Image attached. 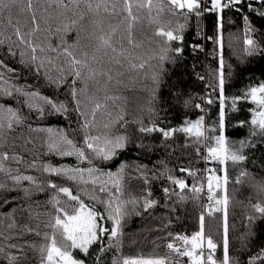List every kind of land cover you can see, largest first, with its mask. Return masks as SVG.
Segmentation results:
<instances>
[{"label": "snow or ice", "instance_id": "obj_1", "mask_svg": "<svg viewBox=\"0 0 264 264\" xmlns=\"http://www.w3.org/2000/svg\"><path fill=\"white\" fill-rule=\"evenodd\" d=\"M226 9L242 13L243 55L237 56L238 62H248L245 57H264V28L257 29L252 23L253 15L264 22V0H247L246 4L245 0H0V97L17 105L0 103V208L8 206L0 214V264H24L29 251L38 256V264H88L86 258H92V264H182L178 258L183 257L187 258L186 264H242L241 255H247L246 264H264V241L256 245L260 239L256 224L264 221V160L259 161L260 173L251 172L247 151L258 143L264 144V81L250 84L240 95H227L237 69L225 62L223 52ZM208 15L214 16L213 35L201 28V20ZM145 16L155 26L157 45L147 59L132 53V49L141 48L134 41V28ZM191 19L196 21V37L211 40L214 45L213 62L202 65L203 74L195 71V65L193 72L204 86V104L213 105L218 100L219 110L215 122L207 127L204 115L195 120L186 118L178 127H170L165 125V105L171 107V100L179 102L182 90L169 85L168 96L163 95L166 74L172 71L166 65L175 68L184 61L183 33ZM120 32L129 48L123 42L117 48L115 37ZM70 33H75L71 43ZM257 33L259 40L253 38ZM189 47L193 56L204 51L198 39ZM228 47L232 48L231 37ZM9 60L19 67L11 66ZM28 74L36 78L35 82H27ZM141 74L147 81V99L140 107V115L131 121L135 128L129 132L126 107L119 103L123 99L121 89L132 87L127 81L139 80ZM21 76L26 82L16 83ZM242 100L255 105L248 121H238L241 127L249 126L248 135L230 141L226 136L225 104L230 101L231 109L236 110L237 102ZM183 103L188 107L191 97ZM194 107L205 111L201 103ZM24 109L34 117L33 121ZM49 118L62 119L67 126H45L43 122ZM176 132L184 133L186 139L193 138L197 156L206 162L209 203L200 208L199 229L190 236H173L169 232L172 239L162 254H126L125 218L150 212L158 201L146 187L141 194L126 188V163H119L114 172L100 165L115 163L134 141L137 148H143L140 141L159 134L161 143L167 144ZM73 133L79 134V140ZM37 143L39 151L26 161L24 153L31 155ZM199 146H203L204 154ZM50 156L74 157L76 164H53L42 159ZM209 162L218 164V169L208 168ZM257 162L253 159V166ZM21 163L41 175L25 174L11 166ZM229 163L238 170L235 184L247 178L257 195L255 203L248 201L245 231L238 237L239 247L235 249L230 245L227 211ZM134 171L147 185L145 166L136 165ZM180 171L195 175L190 167ZM165 173L175 188L183 191L188 187L184 178L173 176L166 166L160 176ZM73 184L77 186L75 193ZM202 184L203 181L188 189L197 194L196 199ZM97 189L105 196H98ZM46 190L51 193L47 201L50 210L35 212L28 205L29 219L38 222L34 227L18 224L17 212L25 210L17 204L20 193L30 198L34 191ZM14 191L17 196L10 197ZM162 192L165 201L177 195L167 186ZM82 197L101 204L103 211L87 205ZM184 199L179 196L181 202ZM171 211L175 212V207ZM214 213H222L219 231L212 224L206 227V214L215 219ZM25 232L38 239L16 242ZM173 240L182 241L183 247ZM254 247L259 250L251 251ZM74 250L82 256L78 257Z\"/></svg>", "mask_w": 264, "mask_h": 264}, {"label": "trees", "instance_id": "obj_2", "mask_svg": "<svg viewBox=\"0 0 264 264\" xmlns=\"http://www.w3.org/2000/svg\"><path fill=\"white\" fill-rule=\"evenodd\" d=\"M247 0H245V4ZM246 12L247 9L245 8ZM155 13H153L154 15ZM224 21H223V43H224V56L225 62L235 65L237 72L233 78L231 86L227 89V95H240L242 90L246 89L250 84H258L264 81V57H245L246 63H239L237 56L243 55V39H244V28L243 21L241 19L242 13H236L235 11H224ZM252 23L257 29L264 28V22L260 20L259 17L253 15ZM214 16L208 15L206 19L201 20V28L207 33V35H213ZM154 25L149 24L147 17L145 16L139 23L136 24L134 28V41L141 44L140 49H132L133 55L141 54L146 59L152 55L153 49L157 48L154 42L153 29ZM196 21L191 19L188 21V25L184 30V61L178 63L175 68L171 64H167L166 67L172 69L171 74H166V84L162 89L163 95L168 96V86L173 85L178 89L182 90V96L179 102L176 100H171V107L167 108V115L165 119V125L170 127H178L187 118L190 120H195L199 115L205 116L206 127L212 125L215 122L219 110L218 100L213 105H205L204 101L201 99L204 94L203 84L195 78V73L193 72V65H195V71L203 74L202 65L213 62V42L211 40H206L204 38H197L196 35ZM75 37V33H70L68 40L69 43ZM153 37V39H149ZM231 37L232 48L228 47L229 40ZM254 39H260V35L257 33L253 37ZM199 40L201 46L204 47V51H200L198 57L191 54V49L189 45L194 40ZM116 46L120 47L121 42H123L125 48H129L126 41L124 40L123 33H117ZM205 53H208L207 57ZM8 63L13 67H19V65L13 64L11 60ZM154 63V61H153ZM112 67H118L113 65ZM115 75V73H113ZM35 77L28 74L27 82H35ZM19 84H24L26 81L23 76L15 81ZM129 84L133 85L130 88L121 89V95L123 99L119 102L121 106L126 107L127 119L129 121L128 130L132 132L135 125L131 123L134 117L140 115V107L146 103L147 92L145 91V85L147 81L141 74L139 80L133 79L132 81H127ZM47 90H45L46 92ZM191 97L192 103L188 107L184 106V99ZM0 103L5 105H11L16 107L17 105L13 100L0 97ZM195 103H201L205 106V112L194 107ZM230 101L226 102V136L230 141H238L248 135L249 126L241 127L238 125V121H248L250 119L251 113L250 109L254 108L255 105L248 103L247 101L237 102V109L232 110L230 107ZM22 107V105H20ZM24 114L29 116V120L33 121L34 117L30 116L26 109H24ZM164 113L161 112V117H164ZM170 122V123H169ZM45 126H52L54 128L66 127V123L60 119L49 118L43 122ZM75 126V125H74ZM25 133H27V126L24 128ZM75 138L79 140V134L73 133ZM259 139V138H257ZM193 138H185V134L181 132H176L174 137L170 139L167 144H162L159 138V134H153L151 137L145 138L141 143H143V148H137L135 146L136 141L129 145L128 149L120 154L116 158L115 163H110L107 166L100 165L104 167L105 171H116L119 163H126L129 167L124 176V183L126 188L130 187V190L134 194H141L143 188H148L151 190L152 198L158 201L157 205L150 210V212L143 213L140 216L131 215L126 217L124 220L123 231L125 233V247L124 251L126 254L132 255H143L152 256L156 254H162L166 251V243L172 239L168 236L171 232L173 236L179 233L182 235H191L194 231L199 229L198 216L200 208L203 205L202 195L198 194V199L194 198L197 194L188 189L193 188L194 185L199 186L203 181L202 187L207 188V182H204L203 173L206 167V162L202 157H198L196 153V147L193 146ZM28 147H32L29 145ZM201 148V153L204 149ZM19 151V149H17ZM39 151V145L37 143L36 149L31 155L24 153L26 161H30L33 156ZM250 156L248 161V169L254 173H260L259 161L264 160V144H257L255 149L247 150ZM43 160H47L53 164L62 163L75 165L76 160L74 157H66L63 159H57L56 157H42ZM256 159L258 162L255 166L252 164V160ZM205 166H204V162ZM136 165L145 166V171L147 172L148 184H144V178L136 171H134ZM12 167H18L21 172L25 174H30L34 176H40L41 174L37 171L29 169L26 163H21L19 166L12 164ZM87 166V165H85ZM171 170V174L177 178H184L187 184L185 190H180L171 185L167 180V173L164 176H160V171L164 167ZM204 166V167H203ZM192 168L195 170V175H189L187 172H181V168ZM208 168L218 169V164L215 162L207 163ZM228 172L230 175L229 184L227 185V195L229 196L228 205V225H229V238L230 245L233 249L239 247L238 237L245 231L243 225L245 222V215L248 209V201L251 199L253 203L257 201V195L255 191L249 187V180L245 178L242 184H235V177L238 170L234 169L229 163ZM155 174V175H154ZM223 175V173H218ZM259 175L257 179H259ZM62 183H67L66 181H58ZM27 182H25L26 184ZM169 187L174 189L177 195H170L169 199L165 201L164 194L162 192L163 187ZM84 187V186H81ZM91 189V185L87 186ZM72 190L75 193L77 186L72 185ZM207 190V189H206ZM208 193V190H207ZM51 193L47 190L44 192L34 191L30 198L23 197L20 193V199L17 201L19 207L24 208L23 212H17L16 219L18 224H31L33 227L38 222L36 219H29L27 206L31 205L35 212L43 213L46 210H50V205L47 203L48 197ZM97 195L104 197V193H100L97 189ZM182 195L185 199L181 202L179 196ZM9 196H17V192L9 193ZM84 202L89 206H95L100 211H103L101 204L89 200L87 197H82ZM209 203V201L207 202ZM8 206L0 208V214H2ZM175 207L176 211L173 212L171 209ZM213 218L207 217L206 214V227L208 224L214 225L217 230H220L222 213H214ZM43 217H41L42 219ZM257 234L260 239L256 240V245H262L264 241V221H257L256 224ZM38 239L34 234L24 233L22 237H17L16 242L22 243L24 240H35ZM172 242L179 244L183 247L182 241L173 240ZM94 248L96 246H93ZM258 248H253L251 251H258ZM78 257L82 254L78 250H74ZM88 259V264H92V258ZM181 259L182 264H186L187 258ZM242 264H246L247 255H241ZM24 264H38V256H35L29 251L28 259L24 261Z\"/></svg>", "mask_w": 264, "mask_h": 264}, {"label": "built area", "instance_id": "obj_3", "mask_svg": "<svg viewBox=\"0 0 264 264\" xmlns=\"http://www.w3.org/2000/svg\"><path fill=\"white\" fill-rule=\"evenodd\" d=\"M202 154H204V150L202 151ZM203 178H204V182H206V174H205V172L203 173ZM200 194L202 195L203 204H207V202H208V193H207L205 187H202V190H201Z\"/></svg>", "mask_w": 264, "mask_h": 264}, {"label": "bare ground", "instance_id": "obj_4", "mask_svg": "<svg viewBox=\"0 0 264 264\" xmlns=\"http://www.w3.org/2000/svg\"><path fill=\"white\" fill-rule=\"evenodd\" d=\"M204 107H205V106H204ZM204 112H205V111H204ZM202 149H203V148H202ZM202 161H203V160H202ZM203 162H204V161H203ZM204 166H205V162H204ZM204 166H203V167H204ZM206 189H207V188H206ZM207 190H208V189H207ZM207 190H206V191H207Z\"/></svg>", "mask_w": 264, "mask_h": 264}]
</instances>
